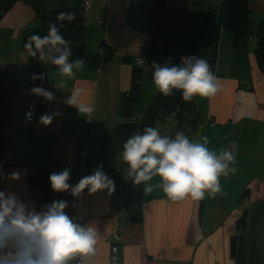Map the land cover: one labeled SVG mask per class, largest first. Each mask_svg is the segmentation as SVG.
Segmentation results:
<instances>
[{
  "label": "crops",
  "instance_id": "crops-1",
  "mask_svg": "<svg viewBox=\"0 0 264 264\" xmlns=\"http://www.w3.org/2000/svg\"><path fill=\"white\" fill-rule=\"evenodd\" d=\"M86 1L90 3L85 10L89 38L82 50L76 44L70 45V62L82 59L85 66L76 72L74 79L68 80L64 88L59 89L54 87L60 79L56 67L40 63L48 70L42 86L56 99L46 102L37 97L36 100L45 108L42 114L59 111L62 115L47 127L39 123L38 117L37 127L32 131L23 126L28 69L23 36L36 25L35 12L30 5L18 2L0 21V68L9 63L20 68V103L2 126L5 159L0 172L5 177L16 170L26 172L21 181L0 180V190L30 199L38 210L46 204L41 203L36 195L30 171L47 168L60 172L71 168L72 185H75L72 176L76 165L81 168V178L92 174L101 165L104 171V135L125 120L122 109L131 88L133 71L140 68L137 59L145 60L146 72L152 58L153 37L149 32L148 18L152 0H135L131 6H126L124 0ZM190 1L193 0H168V5L182 6ZM198 1H201L203 9L217 14L223 0ZM79 3L80 0H57L51 4L49 0L47 8L73 7ZM249 16L252 32L245 47H235L232 34L222 32L215 70L222 87L213 97H195L200 124L189 135L190 139L208 136L211 141L208 147L217 152L236 141L237 172L221 177L223 190L215 198L206 194L200 201H193L190 197L172 201L158 187L151 193H145L142 184L141 222L130 221L127 214L121 213L107 190L89 194L86 189L79 198L69 193L68 215L80 223H92L99 233L92 264H111V234L116 229H122L125 240L122 264H237L231 253V241L239 234L238 221L258 202H264V75L255 56L257 27L264 19V0L251 3ZM102 43L112 48L113 60L99 69L94 59ZM163 62L171 63L162 61L158 64ZM149 72L151 76L143 80L136 113L131 121L142 118L158 92L153 85L150 97L145 100L148 83L152 81V66L146 74ZM74 88L86 91L83 99L95 113L90 123L75 107L64 103ZM174 125L176 127V121L175 124L168 122L161 135L172 136ZM82 150L86 155L80 158ZM158 182L159 178H155L150 183Z\"/></svg>",
  "mask_w": 264,
  "mask_h": 264
},
{
  "label": "clouds",
  "instance_id": "clouds-1",
  "mask_svg": "<svg viewBox=\"0 0 264 264\" xmlns=\"http://www.w3.org/2000/svg\"><path fill=\"white\" fill-rule=\"evenodd\" d=\"M72 12H60L58 21H74ZM63 25L61 24V27ZM71 42L66 40L56 23H50L47 35L33 34L28 37L24 48L30 57L44 64L56 67L60 77L54 87L62 89L68 80L74 79L76 72L85 66V61L70 62ZM180 65H163L153 61L152 83L164 96L173 90L180 91L185 101L194 97H213L221 90L219 78L211 70L209 62L197 56L181 57ZM33 79L43 80V76ZM30 93L42 97L46 102L56 99L43 86L33 87ZM84 88H74L64 103L75 107L77 112L92 120L93 107L83 97ZM62 115L59 111L39 116V123L45 127ZM33 113H26L31 122ZM208 136L190 139L184 132L173 137L161 135L155 127H145L142 133L130 136L123 145L122 160L127 165L126 178L134 185L143 184L144 192L151 193L160 188L172 201L191 198L193 201L208 197L215 198L222 192L221 177H229L237 172L238 145L232 141L219 151L208 147ZM99 166L92 174L86 175L72 185L71 168L53 172L49 176L54 192L70 193L79 198L87 189L89 194L115 190L114 181ZM26 172L16 170L5 175L0 172V180L21 181ZM159 178L158 183H150ZM68 201L53 200L39 210L30 201L15 192L0 190V264H92L96 255L99 233L92 223L83 224L66 212Z\"/></svg>",
  "mask_w": 264,
  "mask_h": 264
},
{
  "label": "trees",
  "instance_id": "trees-1",
  "mask_svg": "<svg viewBox=\"0 0 264 264\" xmlns=\"http://www.w3.org/2000/svg\"><path fill=\"white\" fill-rule=\"evenodd\" d=\"M49 0H0V21L18 2L30 5L35 12L36 25L27 30L23 36V47L28 37L39 34L47 35L50 23H56L61 34L70 45L76 44L82 50L90 31L85 25L86 0H80L78 6H63L53 10L47 8ZM254 0H223L219 12L213 13L201 7V1L193 0L186 5L171 7L168 0H152L148 9L149 32L153 37L152 58L156 63L166 61L181 64V57L197 56L207 60L215 74L217 52L223 31L232 34L234 45L243 48L251 37L250 5ZM89 2V1H88ZM90 4V3H89ZM60 12H72L74 21H58ZM61 24L63 25L61 27ZM258 45L255 51L256 61L264 75V19L257 27ZM25 50V48H24ZM26 51V50H25ZM27 52V51H26ZM28 55V53H27ZM113 60V50L106 43L99 46L95 56V65L102 69ZM38 57L28 55V69L25 84L27 101L37 99L30 93L33 87H39L47 79V69L41 67ZM133 71L130 91L124 99L122 115L132 118L136 113L138 96L143 88V80L147 76L144 67ZM43 76L44 79H33ZM20 68L9 63L0 68V167L5 159V139L2 126L6 123L20 103ZM45 111L38 104V117ZM37 117V121H38ZM170 117L176 121L172 136L184 132L188 137L200 124L196 109L195 97L185 101L180 91L173 90L172 95L164 96L157 92L146 108L141 119L130 122H119L109 129L103 138L102 151L104 173L115 183L111 193L114 203L121 213H125L130 221L141 222L143 219L142 184L134 185L126 178L127 165L122 160L123 145L127 139L142 133L145 127H156L158 120ZM52 171L47 168H34L30 171V179L39 201L49 204L53 200H68L69 193H57L51 189L49 176ZM69 183L71 184L70 180ZM245 193L243 196H245ZM239 234L231 241V253L237 264H264V202H258L254 209L246 211L238 221Z\"/></svg>",
  "mask_w": 264,
  "mask_h": 264
},
{
  "label": "built area",
  "instance_id": "built-area-1",
  "mask_svg": "<svg viewBox=\"0 0 264 264\" xmlns=\"http://www.w3.org/2000/svg\"><path fill=\"white\" fill-rule=\"evenodd\" d=\"M126 6H131L135 0H124ZM86 8L89 7V2L86 1ZM137 65L138 66H143L145 65V60L143 58H138L137 59ZM31 111L33 113V119L31 122H27L26 120V113ZM38 101L36 99H29L26 103V112L23 118V126L27 131H32L37 127V117H38ZM95 118V113H92V120L89 121L86 118V122L90 123L94 120ZM86 155V151L82 150L79 154V157L82 158ZM81 174V168L79 166H74L73 168V176H72V181L74 184H76L80 177ZM125 243L122 229H116L115 231L112 232L111 234V252H110V260L111 264H122V257H121V252H122V247Z\"/></svg>",
  "mask_w": 264,
  "mask_h": 264
},
{
  "label": "rangeland",
  "instance_id": "rangeland-1",
  "mask_svg": "<svg viewBox=\"0 0 264 264\" xmlns=\"http://www.w3.org/2000/svg\"><path fill=\"white\" fill-rule=\"evenodd\" d=\"M56 1H57V0H56ZM56 1H55V0H51V4H52V3L55 4ZM253 38L256 40V35H254ZM161 64H165V62H163V63H161ZM168 64H170V65H175V64L172 63V62H171V63H168ZM150 66H152L151 61L149 62V64H148L147 67H146V72H147V69L150 68ZM150 76H151V72H149V75L147 74V77H148V78H150ZM148 78H147V79H148ZM147 79H146V80H147ZM152 86H153V83H152V81H151V82L148 83V86H147V89H146V92H145V95H146V97H144L145 100L148 99V98L150 97V93H151V91H152ZM143 92H144V90H143ZM148 95H149V96H148ZM130 119H131V118H125V120H124V121L122 120L121 122H130V121H131ZM171 121H173L174 124H175V120L172 119V118H170V117H167V118H164V119L158 120L157 123H156V127H155V128H157V129L160 131V133H162L163 129L166 128V125L168 124V122H171ZM174 127H175V125H174ZM173 132H174V131H172L171 133H173ZM170 137H171V136H170Z\"/></svg>",
  "mask_w": 264,
  "mask_h": 264
}]
</instances>
